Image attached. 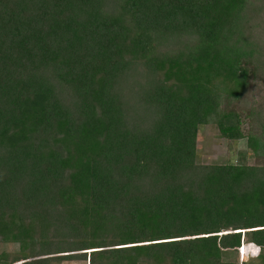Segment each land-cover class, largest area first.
I'll use <instances>...</instances> for the list:
<instances>
[{
  "label": "trees",
  "instance_id": "trees-1",
  "mask_svg": "<svg viewBox=\"0 0 264 264\" xmlns=\"http://www.w3.org/2000/svg\"><path fill=\"white\" fill-rule=\"evenodd\" d=\"M72 260L264 264V0H0V264Z\"/></svg>",
  "mask_w": 264,
  "mask_h": 264
},
{
  "label": "rangeland",
  "instance_id": "rangeland-1",
  "mask_svg": "<svg viewBox=\"0 0 264 264\" xmlns=\"http://www.w3.org/2000/svg\"><path fill=\"white\" fill-rule=\"evenodd\" d=\"M263 88V87H262ZM257 100L263 92L259 89L255 91ZM197 153L202 162L206 163H224L230 161L235 164H251L252 157L246 147L245 139L227 140L218 137L217 131L213 127L203 125L199 128L197 136ZM11 245L12 250L16 249V244H4L3 249ZM245 247L242 252H230L227 259L231 261H244L250 259L254 261L257 257L256 247L244 243ZM11 250V251H12ZM58 264H87L86 261H63Z\"/></svg>",
  "mask_w": 264,
  "mask_h": 264
},
{
  "label": "clouds",
  "instance_id": "clouds-1",
  "mask_svg": "<svg viewBox=\"0 0 264 264\" xmlns=\"http://www.w3.org/2000/svg\"><path fill=\"white\" fill-rule=\"evenodd\" d=\"M7 250L11 251L12 250V246L11 245L7 246Z\"/></svg>",
  "mask_w": 264,
  "mask_h": 264
}]
</instances>
